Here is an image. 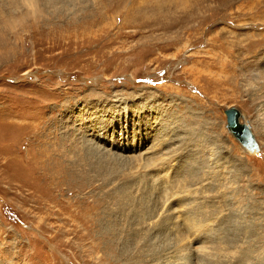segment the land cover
<instances>
[{"label":"rangeland","instance_id":"obj_1","mask_svg":"<svg viewBox=\"0 0 264 264\" xmlns=\"http://www.w3.org/2000/svg\"><path fill=\"white\" fill-rule=\"evenodd\" d=\"M18 1L0 0V264H264V0Z\"/></svg>","mask_w":264,"mask_h":264},{"label":"bare ground","instance_id":"obj_2","mask_svg":"<svg viewBox=\"0 0 264 264\" xmlns=\"http://www.w3.org/2000/svg\"><path fill=\"white\" fill-rule=\"evenodd\" d=\"M83 1L80 0V1H77V0H20L18 1V3L21 5V7L23 6H26L28 7L31 11H35L36 9L37 10H42L41 9L42 7H44L45 11L51 9V8H63L64 11L67 12V10H73L74 12H78L77 10L80 9V5ZM42 4V5H40ZM251 5V4H250ZM42 6V7H41ZM248 7V6H247ZM58 9H55V11L57 10V13H58ZM241 9V8H240ZM242 9H247V8H242ZM254 9V4L249 6V9L247 10H252ZM53 10V9H52ZM54 11V10H53ZM54 11V12H55ZM60 12V11H59ZM64 13V12H63ZM34 14V13H33ZM3 15L0 14V18L2 17ZM18 22L14 23L13 25L10 24L12 27H15L17 25ZM35 22H33L34 24ZM32 24V25H33ZM22 37V36H21ZM261 44L260 46H263L264 47V34H260V39L256 40L255 41V44ZM216 63V62H215ZM221 64V65H220ZM215 66V67H218L217 70H223V67L227 66L228 64L227 63H223L221 62ZM234 65V64H233ZM236 65V64H235ZM232 66V65H231ZM208 67V66H207ZM236 67V66H235ZM247 67V66H246ZM230 69V68H229ZM188 71L192 73H195L194 71V68H188L187 69ZM212 70V69H211ZM234 70V69H233ZM236 70V69H235ZM210 71V70H209ZM200 72V71H199ZM222 72H225V69L222 71ZM235 71H231V73H234ZM210 73H212L210 71ZM209 73V74H210ZM226 74H228V72H225ZM200 74V73H199ZM204 74V73H203ZM213 74V73H212ZM193 75V74H192ZM234 75V74H232ZM232 76H228V78H230ZM217 80V78H216ZM229 80V79H228ZM264 94V93H263ZM258 98V97H257ZM259 99L261 100L260 102V105H259V111H258V119L261 120L263 119L264 117V97L263 96H259ZM258 100V99H257ZM242 119L243 116L241 114V118H240V123L241 124H244V125H247L249 128H250V132L251 134H253V136L255 137L254 133L252 132V129L250 127L249 124L247 123H244L242 122ZM234 138V137H233ZM237 141V140H236ZM255 142H256V146H257V149L255 150H250L244 146L241 145V147L248 153V154H253V153H257L258 150H259V146H258V143L256 141V138H255ZM101 173V171H100ZM175 211V210H174ZM178 248V247H177ZM174 249V250H169L167 252H165L164 254L162 255H159V260L157 263L159 264H199L198 261L195 262V259H200L201 257H203V259H209V264H247V261H245L244 259L239 262V263H234V261H231L230 263H225L224 261H218V260H215V259H212L213 257L214 258H217V255H219V253L217 254H214V253H211L209 251H206L205 248L202 247V249H199V248H185V249H181V248H178V249ZM158 253V252H157ZM225 256V254L223 253L221 255V257ZM220 257V256H218ZM246 256H242V258H245Z\"/></svg>","mask_w":264,"mask_h":264},{"label":"water","instance_id":"obj_3","mask_svg":"<svg viewBox=\"0 0 264 264\" xmlns=\"http://www.w3.org/2000/svg\"><path fill=\"white\" fill-rule=\"evenodd\" d=\"M224 113L228 132H230L242 146L252 151L257 149L255 137L251 134L250 128L240 123L241 113L239 110L236 108H229L225 110Z\"/></svg>","mask_w":264,"mask_h":264}]
</instances>
